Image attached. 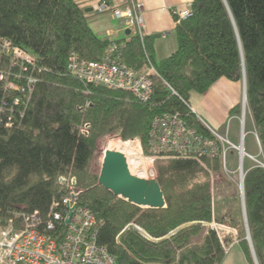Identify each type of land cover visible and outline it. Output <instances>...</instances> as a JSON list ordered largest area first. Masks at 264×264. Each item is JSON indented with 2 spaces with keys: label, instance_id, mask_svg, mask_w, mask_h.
<instances>
[{
  "label": "trees",
  "instance_id": "trees-1",
  "mask_svg": "<svg viewBox=\"0 0 264 264\" xmlns=\"http://www.w3.org/2000/svg\"><path fill=\"white\" fill-rule=\"evenodd\" d=\"M190 10L191 18H176L178 50L158 63L156 38L142 41L132 34L125 42L103 41L75 0H0V36L51 70L42 76L23 125L0 124V232L17 214L39 211L45 217L59 196V180L72 176L80 204L104 219L98 241L118 264H224L219 234L205 225L212 222L238 230L239 246L253 264L241 196L234 180L222 175L221 157L206 159V169L189 158L157 167L166 209L142 210L116 197L98 184L100 170L94 169L97 145L111 135L140 140L147 155L151 124L162 114L178 113L212 138L192 113L190 97L204 95L222 78L242 81L244 68L264 155V0H194ZM115 43L123 44L120 56L130 68L146 73L151 63L158 72L161 80H154L149 103L123 91L86 88L69 76L71 52L100 61ZM85 124L86 136L79 130ZM212 171L222 175L224 187L235 189L221 204ZM244 178L249 233L258 264H264V168L255 165Z\"/></svg>",
  "mask_w": 264,
  "mask_h": 264
},
{
  "label": "built area",
  "instance_id": "built-area-1",
  "mask_svg": "<svg viewBox=\"0 0 264 264\" xmlns=\"http://www.w3.org/2000/svg\"><path fill=\"white\" fill-rule=\"evenodd\" d=\"M95 9L99 14L110 12L113 18L125 22L132 34L142 41L146 37L144 18L136 0H100ZM177 16L179 22L189 19L191 10L179 12ZM122 47L123 44L111 45L100 61L93 62L81 59L73 51L67 72L86 88L98 86L123 91L147 104L153 97L154 80L160 81L161 78L151 63L146 73L136 72L126 65L120 56ZM50 71L39 65L29 51L0 36V124L7 129H19L23 125L42 76ZM85 93L90 94L88 89ZM244 120L245 115L241 120L243 124ZM151 127L147 155L140 140L133 143H137L140 161L149 162L152 171H155L156 163L164 159L189 158L206 169V159L221 157L222 168L229 173L227 154L233 150L239 153L240 174L244 175L241 162L246 154L243 146L233 145L228 138L211 131L212 138L203 136L178 113L157 116ZM79 130L86 136L89 125L80 126ZM257 165L264 168V164L257 162ZM59 187V196L45 217L39 211L17 214L0 232V264H118L114 256L99 244L98 235L105 221L90 207L80 204L81 191L76 186V179L72 176L61 178ZM205 225L219 234L226 255L239 245L238 241L225 245L226 237L222 238V233L235 231L229 226L214 222Z\"/></svg>",
  "mask_w": 264,
  "mask_h": 264
},
{
  "label": "crops",
  "instance_id": "crops-1",
  "mask_svg": "<svg viewBox=\"0 0 264 264\" xmlns=\"http://www.w3.org/2000/svg\"><path fill=\"white\" fill-rule=\"evenodd\" d=\"M116 1L121 2V0ZM193 1L194 0H136V3L141 7L140 13L144 18L146 37L156 38L154 49L156 50L155 61L158 63H160L161 60L169 58L178 50V40L176 38L177 13L190 10ZM75 2L79 8L85 11V16L91 30L99 37L101 36V40H106L108 42H125L129 40L130 35L126 33L129 29L125 22L113 18L110 12L102 14L96 12L95 8L100 0H75ZM122 34H126V36L122 37ZM163 35L167 36L163 38ZM246 94L247 90L244 80L234 82L227 78H222L204 95L194 92L189 101L192 113L197 115L198 119L209 131L228 138L230 143L237 147L243 146L245 154L249 153L248 147H251V154L249 153V155H246L249 157L248 168L245 169L246 167H243V172L250 171L257 165L258 161L256 158L259 154L264 156L258 133L255 129V123H253L252 114L249 110L246 111L247 113L243 110L245 113L244 123L246 117L247 119L250 117V122L252 123L251 130L249 132L246 131L247 124L241 122L244 115L242 112V105L243 103L246 104L245 98L247 100ZM251 136H254L256 144L260 146L259 151L254 148V145H251L253 144L252 141L248 145L247 139ZM231 152L239 156L237 151L232 150ZM245 159L246 158L241 162L242 166L244 165ZM239 255L241 259H243L244 264H250L243 251L241 254L239 253ZM228 260L229 258L225 262L228 263ZM231 263H233V261Z\"/></svg>",
  "mask_w": 264,
  "mask_h": 264
},
{
  "label": "rangeland",
  "instance_id": "rangeland-1",
  "mask_svg": "<svg viewBox=\"0 0 264 264\" xmlns=\"http://www.w3.org/2000/svg\"><path fill=\"white\" fill-rule=\"evenodd\" d=\"M122 37H125L126 34H122L121 35ZM99 37V36H98ZM101 38V36L99 37ZM244 80V79H243ZM246 104L243 103L242 105V112L243 110L246 112L249 110L248 108V101H245ZM247 113V112H246ZM243 114L245 115V113L243 112ZM245 124H247L246 126V131H250L251 128H252V123L250 122V117H246V121H245ZM249 136V135H248ZM122 142L124 143L123 140H121L120 138H118L117 136L115 135H111V136H108L107 138H103L100 140V142L98 143L97 145V154H96V157H95V160H94V169L98 172L99 170H101V167H102V161H103V158L105 156V153L109 150H112V151H117L118 152L120 151L121 152V149H118L117 146L115 145L114 142ZM135 140H131L130 143H129V148H131V150H123L122 153H124L128 159V163H129V169H130V172H132L135 176L141 178V179H147V180H154V179H157V176H158V172L154 173L157 169V167L159 166H164V164H166L167 161H170V160H167V159H164L163 161H158L156 163V166H155V171H152V165L147 162V161H140V157H139V150H136V146H137V143H132L134 142ZM253 142V144L251 145H254V148L257 149L259 151V148L260 146H258V144H256V139L254 138V136L252 137H248L247 139V143L249 145L250 142ZM131 144V146H130ZM117 148V149H116ZM251 147L249 146L248 147V152L251 154V150L250 149ZM116 149V150H114ZM143 149V147H142ZM125 151V152H124ZM145 151V150H144ZM247 152V151H246ZM137 153V154H136ZM249 153H247L249 155ZM253 153V152H252ZM246 154V155H247ZM137 157H136V156ZM227 157H228V165H227V168L229 170V173H226V171L223 169V173L222 175L224 177H227L228 179L232 178V180H234L233 182L235 183V186L237 188V191H238V194L240 193V196H241V170L239 169V156H237L234 152H230L227 154ZM245 161H244V165L242 167H246L245 169H247L248 167V162H249V157L246 156L245 157ZM257 161L261 164H264V156H262L261 154H259V156L256 158ZM256 163V162H255ZM246 171H244L245 173ZM136 173V174H135ZM222 175H218L216 174V172L212 171V174H210V180L211 182L213 183V185L216 186V190H217V194L219 195V198L217 201L221 203L225 202L224 198H227V197H232L233 193H234V187L232 186L231 189H228L226 186L224 187L222 185ZM214 186V187H215ZM241 211H242V218H243V223H244V230L246 231L245 229V222H244V211H243V200H241ZM231 229V228H230ZM234 229V228H233ZM235 231L231 232V231H227V232H224L222 233L223 236L222 238H225V245H230V244H233L234 241H238V244H239V235L240 233H238V230L234 229ZM229 233V234H228ZM246 238H247V235H246ZM249 244V243H248ZM250 245V244H249ZM251 250V248H250ZM239 253L241 254L242 251H241V248L239 245L235 246L226 256V260L229 258L228 260V263L225 262V264H244L243 262V259H241V256L239 255ZM251 255H252V252H251ZM252 258H253V264H255V261H254V256L252 255ZM233 261V263L231 262ZM250 263V262H249ZM251 264V263H250Z\"/></svg>",
  "mask_w": 264,
  "mask_h": 264
},
{
  "label": "water",
  "instance_id": "water-1",
  "mask_svg": "<svg viewBox=\"0 0 264 264\" xmlns=\"http://www.w3.org/2000/svg\"><path fill=\"white\" fill-rule=\"evenodd\" d=\"M127 35H131V30H127ZM244 68V67H243ZM245 86L247 88L246 71L244 68L243 76ZM247 96V94H246ZM246 101V98H245ZM102 167L100 170L99 185H101L106 191L111 192L116 197L125 200L131 205H136L140 209H166L164 193H162L160 183L157 179L147 180L141 179L130 172L129 163L124 153L118 151L109 150L105 153L102 161ZM241 200H243L244 222L247 233L246 240L250 244L252 255L254 256L255 264H258L257 257L254 252V246L251 240V234L249 233V225L247 222V211L245 210L244 200V175L241 176ZM188 227V226H185ZM129 228H135L143 236L147 235L141 231L138 227L129 226ZM184 228V227H183ZM182 229V228H180ZM179 229V230H180ZM174 233H172L173 235Z\"/></svg>",
  "mask_w": 264,
  "mask_h": 264
},
{
  "label": "bare ground",
  "instance_id": "bare-ground-1",
  "mask_svg": "<svg viewBox=\"0 0 264 264\" xmlns=\"http://www.w3.org/2000/svg\"><path fill=\"white\" fill-rule=\"evenodd\" d=\"M79 54V53H78ZM134 70V69H133ZM198 131V130H197ZM115 143V145L117 146V148L118 149H121V152H123V150H126V149H128V150H131V148H129V143L130 142H124V143H122V142H114ZM133 143V142H132ZM130 146H131V144H130ZM116 148V149H117ZM116 149H114V150H116ZM118 151V150H117ZM120 152V151H119ZM125 152V151H124ZM137 154V153H136ZM136 156V155H135ZM137 157V156H136ZM133 174V173H132ZM136 174V173H135ZM134 175V174H133Z\"/></svg>",
  "mask_w": 264,
  "mask_h": 264
},
{
  "label": "clouds",
  "instance_id": "clouds-1",
  "mask_svg": "<svg viewBox=\"0 0 264 264\" xmlns=\"http://www.w3.org/2000/svg\"><path fill=\"white\" fill-rule=\"evenodd\" d=\"M247 101V100H246Z\"/></svg>",
  "mask_w": 264,
  "mask_h": 264
}]
</instances>
